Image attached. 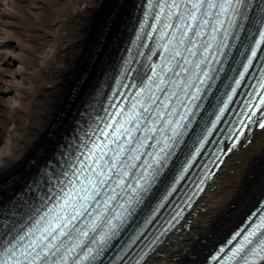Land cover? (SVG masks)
Returning <instances> with one entry per match:
<instances>
[{
	"label": "bare ground",
	"instance_id": "obj_1",
	"mask_svg": "<svg viewBox=\"0 0 264 264\" xmlns=\"http://www.w3.org/2000/svg\"><path fill=\"white\" fill-rule=\"evenodd\" d=\"M133 6L134 0H0V137L8 132L0 145V204L94 102L91 94L119 54ZM263 195L264 128L228 158L189 217L190 228L147 264L203 262Z\"/></svg>",
	"mask_w": 264,
	"mask_h": 264
},
{
	"label": "snow or ice",
	"instance_id": "obj_2",
	"mask_svg": "<svg viewBox=\"0 0 264 264\" xmlns=\"http://www.w3.org/2000/svg\"><path fill=\"white\" fill-rule=\"evenodd\" d=\"M212 6L214 7V5ZM198 7V5H193L194 9H198ZM191 18L195 19L194 13ZM183 26L185 29L191 28L187 22H183ZM193 35L198 34L194 32ZM256 54L255 51L252 52L253 56ZM163 83L164 81L161 78L157 85L162 94L166 91L164 87H161ZM173 95L175 94L173 93ZM148 99L152 104H158L159 107L153 108L151 105L146 107L141 104L142 111L138 113L139 121L133 127L125 128L124 125H121L119 129H116L115 135L120 139H124V137L126 139L112 157L109 165L106 167L97 165L100 170L97 172L96 169H93L95 178L90 179L88 184L82 186L77 192L66 193L59 209H49L41 216L36 222V227L25 233L29 237L27 243H23L24 236L20 237L17 244L9 249L10 254L14 255L13 249H16L17 245H21L23 250L20 251V256L23 257L24 261H27V264H61V260L66 261L68 254L74 252L77 247H81L83 238H89L94 245H97V251L93 252L92 248H87L89 255L86 258L95 260L103 251L101 246L106 245L111 237L117 235V230L127 224L129 218H132V224L129 227L134 226L139 220V214L152 209L153 202L158 198L163 199L160 194L161 191L166 190L167 187L175 183L176 173L182 170L176 165H181L182 157L190 155L187 146H185V151L181 153V156L177 157L173 168L168 171L167 175L162 176L159 181L160 188L156 191H150L151 185L145 186L141 183V180H136L140 195L135 203L143 205L139 208V214L138 209L132 206V197L129 196L125 202L128 205L127 207H125V204H119L122 212L113 210V215L107 216L111 203L117 201V197L121 196V192L126 191L124 188L126 178L130 175V169L136 167L135 161L139 159L137 153H140V149L145 146L144 142L150 139L147 135L134 136V133L139 131L155 132V128L148 127L146 122L160 117L161 109L167 108L166 101L169 100V97L164 95V99H161L159 96H149ZM261 103H264V101H261ZM153 112L156 113V117H153ZM183 118L182 116L181 119ZM141 122H145L143 127H141ZM125 123L132 124L133 121L130 118ZM168 123H171V121H168ZM259 127L264 128V123H261ZM124 145H127V151H125ZM165 145L167 146V142H165ZM161 152H165V149L162 148ZM170 154L174 153L165 152L164 158L159 157V155L154 157V163L157 165L155 175H161L163 168L167 165V156ZM162 159L163 163H161ZM144 163L147 164V161H144ZM141 179H144V177H141ZM128 187H131V185L129 184ZM117 189H120V191L118 192ZM133 191L135 192L136 189H133ZM149 214H151L150 211ZM114 221H119V224L114 223ZM105 226L107 230H104ZM89 232L94 235L89 237ZM245 242L251 243L248 237H245ZM260 243L264 244V242ZM61 249H63V252ZM237 251H244V245H241ZM249 251H252V249H249ZM17 264H23V261L17 260Z\"/></svg>",
	"mask_w": 264,
	"mask_h": 264
},
{
	"label": "rangeland",
	"instance_id": "obj_3",
	"mask_svg": "<svg viewBox=\"0 0 264 264\" xmlns=\"http://www.w3.org/2000/svg\"><path fill=\"white\" fill-rule=\"evenodd\" d=\"M40 6H39V8H41V3L39 4ZM39 8H35L37 11H39ZM73 25H71V27H72ZM38 33H35V41L36 42H39L40 43V50H45L46 49V44H44V43H42V40H43V37L42 36H38L37 35ZM9 48H11V49H13V45L11 46V45H7ZM9 48H7V49H9ZM21 121H22V116H18V118H17V120H16V122H17V124H20L21 123ZM11 125V124H10ZM9 125V126H10ZM7 137H8V132L7 131H5V132H3V134L1 135V137H0V145L7 139Z\"/></svg>",
	"mask_w": 264,
	"mask_h": 264
}]
</instances>
